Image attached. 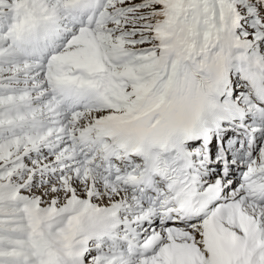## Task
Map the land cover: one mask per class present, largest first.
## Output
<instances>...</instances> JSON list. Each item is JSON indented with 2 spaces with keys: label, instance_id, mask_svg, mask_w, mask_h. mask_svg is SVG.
Returning a JSON list of instances; mask_svg holds the SVG:
<instances>
[{
  "label": "snow or ice",
  "instance_id": "snow-or-ice-1",
  "mask_svg": "<svg viewBox=\"0 0 264 264\" xmlns=\"http://www.w3.org/2000/svg\"><path fill=\"white\" fill-rule=\"evenodd\" d=\"M0 264H264V0H0Z\"/></svg>",
  "mask_w": 264,
  "mask_h": 264
},
{
  "label": "bare ground",
  "instance_id": "bare-ground-1",
  "mask_svg": "<svg viewBox=\"0 0 264 264\" xmlns=\"http://www.w3.org/2000/svg\"><path fill=\"white\" fill-rule=\"evenodd\" d=\"M228 137V136H227ZM226 137V138H227ZM232 151V150H231ZM231 151H229V154H231ZM214 165H218V163H213ZM211 167H213V165H211ZM237 168L239 169V170H235V171H232L234 174H232L231 176H229V178L230 179H232L234 182L236 181V180H238L239 178L238 177H240V175H239V173H238V171H240V169L242 168V165H239V166H237ZM217 174L215 175V177L217 176V175H219L221 172H220V168H219V166L217 167ZM215 177L214 178H211L212 180H215ZM234 186V185H233ZM104 203H107V202H104ZM169 226H174V227H184V225L181 223V222H179V221H177V222H175L174 224H170ZM145 227H147V225H145ZM153 227H156L157 229L159 228V225H153Z\"/></svg>",
  "mask_w": 264,
  "mask_h": 264
},
{
  "label": "rangeland",
  "instance_id": "rangeland-1",
  "mask_svg": "<svg viewBox=\"0 0 264 264\" xmlns=\"http://www.w3.org/2000/svg\"><path fill=\"white\" fill-rule=\"evenodd\" d=\"M231 139H233V138L231 137ZM228 140H230V138H228L227 140H225V143L226 144H227ZM240 142H242V141H240ZM236 145H238V147H236V149H240L241 151H243V149H241V146H239L240 145L239 143H237ZM104 202H107V201H104Z\"/></svg>",
  "mask_w": 264,
  "mask_h": 264
}]
</instances>
